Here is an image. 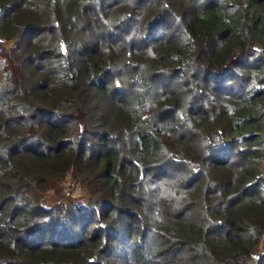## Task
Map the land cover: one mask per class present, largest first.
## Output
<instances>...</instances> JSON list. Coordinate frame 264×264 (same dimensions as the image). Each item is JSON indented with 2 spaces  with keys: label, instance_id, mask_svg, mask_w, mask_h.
Wrapping results in <instances>:
<instances>
[{
  "label": "trees",
  "instance_id": "obj_1",
  "mask_svg": "<svg viewBox=\"0 0 264 264\" xmlns=\"http://www.w3.org/2000/svg\"><path fill=\"white\" fill-rule=\"evenodd\" d=\"M0 37V264H252L264 0H0Z\"/></svg>",
  "mask_w": 264,
  "mask_h": 264
},
{
  "label": "rangeland",
  "instance_id": "obj_2",
  "mask_svg": "<svg viewBox=\"0 0 264 264\" xmlns=\"http://www.w3.org/2000/svg\"><path fill=\"white\" fill-rule=\"evenodd\" d=\"M171 13L173 14V12H171ZM176 15L179 16V14H176ZM167 18L169 19L170 16L167 17ZM184 24H185V12L183 13L182 19H181V21L179 22L178 25L181 26V25H184ZM123 25H124L123 26V29L124 28H127V26H129V24H126V23H124ZM81 37H84L85 38L84 41L86 43H92L93 44V42H91V38H90L89 35H82ZM3 41H4V43L1 41V37H0V44L3 45V46L6 45V47H10V45H11V42L10 41H9V44H8V42L6 40H3ZM4 77H5V73L1 69L0 70V82L4 80ZM157 78L158 77H156V79ZM227 78H228V76L226 75V73H222V74L221 73L220 74L219 73H215L216 82L217 83L218 82L221 83V86L225 84V80ZM158 82H162L163 84H165L164 81H163V79L161 77L158 78ZM121 83H123V82H121ZM118 87H120V85H118ZM83 100H86V99H84V98L83 99H80L78 104H80ZM87 100H89V103H91L90 102L91 101L90 99H87ZM36 108H39L38 105L36 106ZM40 109L42 110V112H44L46 110H52L53 111V109H45V108H42V107ZM40 109H36L30 115H27L24 112V113H19L18 116L24 117L26 120H31L32 117L40 111ZM42 112H40V114ZM76 113H79L80 114V112H78V111ZM92 117H93V115H92ZM93 122H94L93 120L90 121V123H93ZM228 147L229 146L226 145L225 142L224 143H220L217 149H215V150H209L207 152L208 158H210V157H211V159L213 158V156L215 154L214 151L217 150L218 152H223ZM229 148H231V147H229ZM262 168L264 169V163H263ZM187 171H190V170H187ZM218 175H219V179H218L219 181L221 180V177L224 179V176L222 174L218 173ZM67 177H69V178H67L66 180H64L61 183V185L59 186V188L57 187L56 189L51 190L50 193L47 194V196L45 198V205L47 207H55V206L67 207L69 204H71L75 200H77V201H83L84 200L83 203L86 204L85 198H87V192L85 191V188H83V186L80 185V183H77L73 179V177L71 175H68ZM205 177H204V179H205ZM88 199H89V196H88V198L86 200L88 201ZM89 210L90 209H87L85 211H89ZM49 236H50V234H49ZM263 248H264V245H260L259 247H257V249L255 250L254 254L251 257L252 264H256L257 263L258 257L260 256V254L263 253L262 252L263 251ZM115 257H116V255H115Z\"/></svg>",
  "mask_w": 264,
  "mask_h": 264
},
{
  "label": "built area",
  "instance_id": "obj_3",
  "mask_svg": "<svg viewBox=\"0 0 264 264\" xmlns=\"http://www.w3.org/2000/svg\"><path fill=\"white\" fill-rule=\"evenodd\" d=\"M4 39H1V41L4 43V41H3Z\"/></svg>",
  "mask_w": 264,
  "mask_h": 264
}]
</instances>
